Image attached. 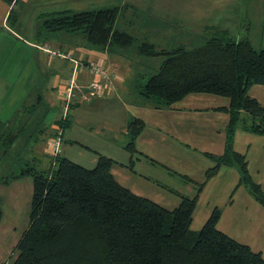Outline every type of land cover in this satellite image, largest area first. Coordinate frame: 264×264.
<instances>
[{"label":"trees","instance_id":"trees-1","mask_svg":"<svg viewBox=\"0 0 264 264\" xmlns=\"http://www.w3.org/2000/svg\"><path fill=\"white\" fill-rule=\"evenodd\" d=\"M121 15L118 6L55 12L40 19L42 32L37 35L67 33L103 50L128 49L137 41L130 32L117 28ZM213 30L205 43L192 50H159L147 41L138 43L141 56L166 58L156 73L138 84V92L161 109L190 95L228 99L229 106L214 109L229 115L225 152L221 156L207 154L215 166L206 173V179L214 177L223 165L235 166L241 174L239 184L264 207V192L250 174L246 155L233 150L234 135L242 122L243 131L264 135V106L249 95L252 87L264 86V48L256 51L248 39L234 40L225 29ZM42 99L38 96L35 105L21 111L22 116L38 112L36 106L44 102ZM72 105L67 117L63 114L55 122L58 132L51 133L55 138L61 134L62 147ZM22 116L14 124L0 120V156H10L20 131L13 125L20 129ZM26 126L46 132L30 122ZM144 127L137 118L128 125L131 140L125 149L131 156L137 152L135 140ZM47 136L49 133L35 139L30 136L35 142L31 148L42 145ZM98 158L97 166L87 169L61 153L44 168L28 166L18 175L2 178L7 183L0 179L1 184L8 185L33 177L30 222L12 264H264L261 253L219 230L220 209L216 208L202 229L195 232L191 226L197 196L181 197L180 205L169 210L121 185L112 173L116 162L100 154ZM2 216L0 208V221Z\"/></svg>","mask_w":264,"mask_h":264},{"label":"rangeland","instance_id":"rangeland-1","mask_svg":"<svg viewBox=\"0 0 264 264\" xmlns=\"http://www.w3.org/2000/svg\"><path fill=\"white\" fill-rule=\"evenodd\" d=\"M117 3L120 5L122 3L128 4L125 13L127 14L126 18H122L120 24L125 26L124 29L127 32L135 30L132 34L136 37V45L143 41L146 33L144 30H147L150 31L151 37H154L156 41L165 44L158 47L159 49L172 50L184 47L187 50H192L205 43L214 33V28H220L229 31L230 36L234 40L248 39L256 51L264 48V0H30L28 3L20 0L14 10L12 19L19 16L21 25H14V21L11 19L9 23L10 33L0 27V120L14 124L21 119V111L32 104L35 105L38 96H42L44 102L41 101L36 106L39 111L35 114L28 113L23 115L22 120L24 124L30 122L35 124L36 127L40 126L39 130L46 129V132L33 131L28 126L23 127L24 124L17 130L13 125L15 131L20 130L19 138L10 150V156L9 154L3 157L0 156V179L14 173L18 175L23 168L28 166L36 169L44 168L49 160L55 156L53 153L55 137L52 134L59 130L55 122L70 107L65 99V91L69 84L74 85V99H72L70 104L73 103L79 91L83 93L86 90L89 91L86 101L90 98L112 96L118 88V84L124 80H126L127 87L137 86L138 81L143 80V77L146 79L142 82H146L149 76L156 73L165 61L166 58L162 57L141 56L135 45L128 49L119 48L116 50L117 53L122 54L121 57L116 54L110 55L112 62L110 63L109 61V66L106 67L104 66V60L108 58L105 52L103 49L93 46L95 51L91 50V52L94 56L97 55L98 59L95 62H89V64L90 66L92 64L99 65L102 69L101 73L85 65V61L82 58H75L65 53L57 52L58 49L56 47L44 44L40 48L42 51L40 52L37 50L36 45H33L35 43V34L42 32L40 28L42 22L39 23L38 16L40 17L55 10H73L76 12L97 10L114 6ZM132 12H134V20L138 18L137 23L139 24H137L139 27L134 28V30L130 29ZM121 13L123 14L122 8ZM150 40L152 41V39ZM78 42L77 49L81 54L89 52L87 47L83 48V45H81H91L86 39L80 38ZM57 56L64 61L69 60L70 66L65 65V62H59L60 59H57ZM49 59L52 62L51 66H49ZM56 64L58 65V70L64 69L62 71L64 76L61 73H57L59 74L58 76L54 75ZM86 68H88L90 75L94 78L89 82L83 81L81 78ZM138 73H141L139 80L135 78L138 77ZM49 77H52L55 82L64 85L62 93H60L61 96L58 94L53 95L47 90L46 86L48 85ZM138 95L141 96L140 94ZM59 96L61 99H59ZM190 97L189 99L194 100H187L186 104L189 107H193L197 112L199 106L204 109L203 107L208 105L214 106L213 104H217L216 99H222L224 102L228 101L226 98H217V96L205 94L192 95ZM142 100L145 99L142 97ZM142 100L137 101L136 98V100H129L127 103H138L142 102ZM147 102L150 104L147 107L148 111L157 115L156 110H161V108L152 103V101ZM177 104L180 105L181 103ZM114 106L117 107V104L106 102L96 108L94 113H92L93 126L87 128V130L84 129L85 125H82L78 120V110L74 112L71 108V113L69 114L71 126L65 129L64 139L67 141L73 137V141L89 146L91 150L84 149L79 146L80 144L71 146L68 142H64L62 149L65 148V155L72 162L87 169H94L97 166L99 154L107 157L115 154L114 151L117 150L105 144L104 139L106 137L110 138L111 131H115L118 128L117 126L123 122L122 118L126 117L127 108L120 107L121 112L119 114L113 112L115 109H119ZM167 110L169 111L163 116L166 119L165 124L167 123L175 131H180V140H183L184 144L195 146L196 152H191L194 153L192 154L194 156L190 159H194L192 165L196 175L205 178L206 173L215 166L213 159H209L199 153L202 150L201 145L206 142V139L210 138L209 135L213 134L214 136V133H211V123L205 121L206 117L203 116L207 111L192 114L193 110H191L189 113L192 115H190L186 110L188 115L181 116L179 120L175 118L176 114L179 113L176 109L168 107ZM183 117H187L191 121H181ZM245 119L250 122L248 115H245ZM215 120L218 121L216 118ZM218 124L220 126L222 121L220 120ZM190 125L192 126L190 127ZM242 126L243 122L238 126L234 135L233 150L235 152H245L248 145L242 138ZM91 131L93 132L91 133ZM48 133L49 136H47L45 142L42 138V145L38 144L36 147L31 148L35 142L30 141V136H34L35 139ZM166 137L174 140L167 134ZM186 154L187 148L180 145L174 149L173 153L174 156L180 157L185 162ZM210 164H213V166H210ZM174 165H177V162H174ZM185 165L183 164V166ZM176 168H179V166L177 165ZM145 171L140 170L139 173L148 176L147 171ZM175 172L180 174V171ZM231 173V170H228V172L222 171L219 178L214 181V186L205 190L207 192L206 194L204 192L202 199L199 197L191 226L193 231L199 232L202 229L205 223L202 225L198 220L205 215L210 206L217 205L221 209L222 207L224 208L227 200H233L234 195L228 197L224 191V183L231 181L229 179L232 177ZM166 175L168 177L164 179V182L168 189L173 190L172 193L162 190V194L167 199L159 197L157 195L160 193L158 190L151 191L150 186H148L149 193H146L147 197L145 198L154 197L150 200L159 202L158 204L167 205L170 209L180 205L181 197L195 198L197 189L194 184L186 181L185 177L180 175L170 177L169 174ZM159 176H161V173ZM2 181L6 180L2 179ZM32 195L33 177L31 176H26L8 185L0 183V208L3 212L0 221V264H12L17 256L16 247L30 222Z\"/></svg>","mask_w":264,"mask_h":264},{"label":"crops","instance_id":"crops-1","mask_svg":"<svg viewBox=\"0 0 264 264\" xmlns=\"http://www.w3.org/2000/svg\"><path fill=\"white\" fill-rule=\"evenodd\" d=\"M30 0H24L25 3H28ZM20 0H13L11 4L6 3L4 0H0V27L4 28L9 33L10 27L9 23L11 22V19L13 17L14 10ZM120 6L123 9V14L120 16L117 28H120L123 31H126L124 29L125 26L121 25V19L126 18V10L128 8V4H119L111 7ZM105 8V7H104ZM65 11V10H64ZM55 12H61L60 10H55L53 12L45 13L38 16V20L42 19L43 16L55 13ZM134 12H132L131 15V28L133 29L137 26L138 18L134 20L133 17ZM14 22L13 24L16 26H20L21 23L19 22V16L15 19H12ZM139 25V24H138ZM130 34L134 33V31L130 30ZM146 32L143 37V41H147L150 44L156 45L157 48L165 45L162 42H158L154 39V37H151L152 34L150 31L144 30ZM133 35V34H132ZM135 36V35H134ZM37 37V38H36ZM151 37V38H149ZM81 37L79 36H73L71 34L67 33H59L54 37H49L48 35L40 36L35 34V43L33 45H36L37 50L42 52L40 48L44 44H48L50 46L56 47L58 50L57 52L65 53L67 55H70L75 58H82L84 60V64L88 65L89 62H95L98 59L97 55H93L91 50H94L93 45L89 44H81L83 45V48H88L89 52L80 53L78 51V40ZM150 39H152V42ZM159 43V44H157ZM135 46V45H134ZM136 49L139 53L138 45H136ZM119 48H106L103 50L107 56L108 59L104 60V66H109L112 62L110 55H117L118 57H121L122 54L117 53L116 50ZM159 50H167V49H159ZM95 51V50H94ZM59 58L58 56L56 57ZM59 62H65L64 64L70 66L69 60H62L59 58ZM49 66L52 65V62L50 59L48 60ZM82 67H84L82 64H80ZM68 66V67H69ZM67 67V69H68ZM58 65L56 64V67L54 69V75L58 76L61 73L62 76H64V69L58 70ZM70 68V67H69ZM139 75L141 73H138V80L140 79ZM54 77V76H53ZM81 78L86 81H91L94 78L90 75L88 68H86L83 71V74L81 75ZM134 78V80H135ZM145 80V79H144ZM143 80H139L137 83V86L140 82ZM63 85V84H62ZM61 83H57L54 81V79L49 77L48 85L46 86L47 90L51 92L53 95H60L62 93V86ZM118 88L113 93L112 96H104V97H98V98H90L88 101H86V97L89 96V91L78 92L75 96V100L73 101V111L78 110V120L82 123V125H85L84 129L87 130V128L93 126V116L92 113H94L95 109L103 105V103H113L117 104V107L114 106L115 109L113 112H117L120 114L121 110L120 107L124 108L126 107V117L122 118V121L120 125H118L115 131H111L110 138L106 137L104 139V143L115 148L117 151H114L115 154L108 156V158L112 159L116 162V165L113 167L112 173L115 177V179L124 187L131 190L134 194L142 197H147L146 193H149V187L150 190H158L160 193L157 195L159 197H165V195L162 194V190H167L170 193L173 192L172 189H168L166 186V183L164 182V179L168 176L166 174H169L170 176L173 175H180L185 177L184 179L191 184H194L197 189L196 196L202 199L203 194L205 190H208L209 188H212L214 186V181L219 178L222 171L228 172V170H231L232 177L229 178L231 181L225 182L224 191L227 193L228 197L230 195H234L233 200L229 201L227 200L226 204H224V208L221 209L219 206L215 205L213 207H209V210L203 215L198 221L201 222L202 225L206 223L208 218L210 217L212 211H214L216 208L221 210V219L218 223V228L220 231L224 232L225 234L229 235L233 239L237 240L238 242L245 244L249 246L253 251L261 253L264 258V207L254 198V196L251 194L249 189L244 186L240 185V179L241 174L239 170L235 166H226L223 165L219 172L212 177L211 179L207 180L206 175L205 178H203L200 175H196V171L192 165L194 163V159L192 158L191 152L195 151V146H192V144H184L183 140H180V131L174 130V128H170L166 122V119L163 117L169 110L167 108L156 110L157 115L152 114L148 111L149 103L146 100H142V97L139 96L138 87L137 86H130L127 87L126 80L118 84ZM130 85V84H129ZM260 88V89H259ZM133 89V90H132ZM249 95L258 100L259 103L264 106V86H254L249 90ZM61 96V95H60ZM59 96V99L61 97ZM192 96V95H190ZM188 96L186 99H184L181 104H175L171 107V109H176L179 113L176 114V119H181V116L188 115L186 114L187 111H192V114H196L200 111H207V113L203 116L206 117V120L208 123H211V133H214L212 135H209V139H206V144H202V150L199 151V153L203 154L205 157L209 158L207 154L211 155H223L225 152V144H226V129L229 122V115L214 111V109L227 107L229 106V100L227 102L222 101V99H216L217 104H213L214 106H206L203 107L204 109H201L199 106L198 112L193 109V107L187 106L186 102L187 100H194L189 99L191 98ZM142 100V102L134 103L131 101L136 100ZM220 98V97H217ZM131 100L130 104L127 103ZM186 100V101H185ZM119 106V107H118ZM120 110V111H119ZM187 110V111H186ZM72 111V112H73ZM112 111V109H111ZM190 114V113H189ZM190 114V115H192ZM213 116V117H212ZM60 118V116H59ZM58 118V119H59ZM134 118L140 119L145 123V127L140 133V135L135 140V145L137 148V152L135 155L131 156V154L125 149L127 144L130 142V132L128 129V125L130 121ZM215 118L218 120L216 121ZM222 121V124L219 126L218 122ZM181 121H191V119L187 117H183ZM71 126V120L70 125ZM192 125H190L191 127ZM207 126V125H206ZM197 127V126H195ZM68 128V127H67ZM66 128V129H67ZM93 130V128H91ZM241 128V134L242 138L244 139L245 143H247V147L245 152H237L240 154H245L248 162V167L250 174L253 178V180L259 184L264 192V135H254L248 132L243 131ZM93 131H91L92 133ZM65 133V132H64ZM170 136L174 140H170L166 137ZM175 135V137H174ZM65 134L63 135V137ZM129 139V140H126ZM63 142H68L71 146L79 145L80 143L73 141V137L66 141L64 139ZM182 146L184 148H187V156H185L186 162L181 160L180 157H176L173 155L174 149L178 146ZM79 146L88 148L87 150H90L89 146H85L80 144ZM64 147V143H63ZM84 148V149H85ZM65 148L63 149L62 155L66 158H68L65 154ZM91 151V150H90ZM104 156V155H103ZM107 157V156H106ZM69 159V158H68ZM210 159V158H209ZM70 160V159H69ZM132 160H134V163H132ZM189 160V161H188ZM174 162H177V165L179 168H176L177 165H174ZM188 163H191L188 165ZM183 164H186L183 166ZM213 166V164H210V166ZM131 167V169L129 168ZM209 167V165H208ZM140 170H146L145 172L148 174V176H145L143 173H139ZM180 171V174H177L175 171ZM161 173V176L159 174ZM153 175V176H152ZM188 179V180H187ZM191 180V181H189ZM215 188V187H214ZM207 192V191H206ZM205 192V194H206ZM153 195V194H152ZM195 196V197H196ZM149 199H153L151 197H148ZM147 198V199H148ZM153 201V200H152ZM155 202V201H154ZM157 203V202H156ZM159 203V202H158ZM181 203V202H180ZM161 204V203H160ZM159 204V205H160ZM204 205V203H203ZM214 205V204H213ZM161 206L170 209L169 206L161 204ZM205 206V205H204ZM177 208V206H176Z\"/></svg>","mask_w":264,"mask_h":264},{"label":"built area","instance_id":"built-area-1","mask_svg":"<svg viewBox=\"0 0 264 264\" xmlns=\"http://www.w3.org/2000/svg\"><path fill=\"white\" fill-rule=\"evenodd\" d=\"M76 63H78V62H76ZM89 67H91L92 69L94 68L98 72L102 73V69L99 65L92 64L91 66L89 65ZM65 99L67 101V104L69 106H71L70 102H72V99H74V85L73 84H71V85L69 84L68 87L66 88ZM69 110H70V107L67 108V111L64 113V118L67 117ZM60 135L61 134H59V136L57 138H55V147L53 149V153L55 156L62 153V139H61Z\"/></svg>","mask_w":264,"mask_h":264}]
</instances>
